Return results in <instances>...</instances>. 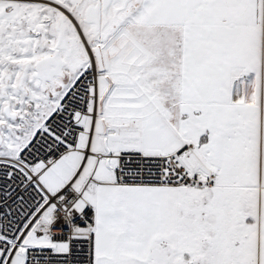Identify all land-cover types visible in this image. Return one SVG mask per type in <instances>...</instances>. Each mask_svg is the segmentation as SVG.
<instances>
[{
    "label": "snow or ice",
    "instance_id": "snow-or-ice-1",
    "mask_svg": "<svg viewBox=\"0 0 264 264\" xmlns=\"http://www.w3.org/2000/svg\"><path fill=\"white\" fill-rule=\"evenodd\" d=\"M0 264H264V0H0Z\"/></svg>",
    "mask_w": 264,
    "mask_h": 264
}]
</instances>
